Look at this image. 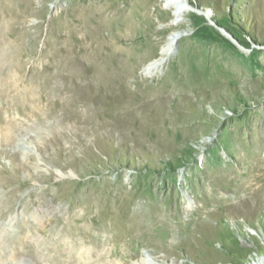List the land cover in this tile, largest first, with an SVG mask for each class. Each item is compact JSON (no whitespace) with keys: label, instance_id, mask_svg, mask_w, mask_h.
I'll return each mask as SVG.
<instances>
[{"label":"rangeland","instance_id":"rangeland-1","mask_svg":"<svg viewBox=\"0 0 264 264\" xmlns=\"http://www.w3.org/2000/svg\"><path fill=\"white\" fill-rule=\"evenodd\" d=\"M170 1L0 0V264H264V0Z\"/></svg>","mask_w":264,"mask_h":264},{"label":"bare ground","instance_id":"bare-ground-1","mask_svg":"<svg viewBox=\"0 0 264 264\" xmlns=\"http://www.w3.org/2000/svg\"><path fill=\"white\" fill-rule=\"evenodd\" d=\"M174 2H176V4H174ZM104 4V3H103ZM169 5H170V8L171 9H173L174 11H175V13L178 15V17L181 15V13L183 12V11H186L187 10V8L183 5V3L181 2V1H179V0H173V2L171 3V1H170V3H169ZM104 9V8H103ZM102 10V9H101ZM86 11V10H85ZM103 12H104V10H103ZM78 18H79V16H78ZM77 18V19H78ZM81 19V18H80ZM83 20V19H82ZM76 23V22H75ZM85 23H86V21H85ZM84 22H81V21H78V24L79 25H81V27H83L84 26V24H85ZM77 24V25H78ZM92 24V23H91ZM78 25V26H79ZM83 25V26H82ZM86 26H87V24H86ZM86 26H84V27H86ZM77 27V26H76ZM83 27V28H84ZM89 27H87V29H88ZM91 28V27H90ZM92 28H93V25H92ZM91 28V29H92ZM78 29H80V28H78ZM86 29V34H85V38H83V37H81L79 40H77V45L73 48V50H72V53H73V57H72V60H70L71 61V66H82L84 69V73H83V75H82V80H86L85 82H76L75 84H73V85H69L68 83L71 81V80H73L74 79V73H66L65 71H66V69H63V71L61 72V70H60V73H61V78H64V79H62V80H65L66 82H65V84H64V86L60 89V91H62V93L64 92L65 94L66 93H69L66 97H65V99L64 100H59V98L57 99V104H59V105H62V106H64V107H66V105H70V106H73L75 103H77L78 101H82V102H84L86 105H87V107L89 108V109H91V112H92V114L94 115V113H96L98 110L100 111V109L102 108V107H99L98 105H100L101 106V104L104 102V97H98V96H94V94L93 93H91V91H90V89L92 88V87H95L94 86V83L93 82H95L94 80H93V82H92V63H89V61L88 62H86V59H87V57L89 56V58H88V60L90 59V60H92V58H94V59H97V58H99L98 59V61L99 60H101L100 58H104V60L106 59V58H108V59H112L113 61L114 60H116V58H117V56H118V54L117 53H107V52H105V51H103L102 52V50H101V53H97L96 55H93V54H89V55H86V57H84V58H82V56L80 55L81 53H86V52H88L89 50H90V46H91V43H89V41H90V39L91 38H93L92 37V33L93 32H91V31H89V29L87 30ZM98 30V29H97ZM83 31V30H82ZM85 32V31H84ZM148 35V34H147ZM180 36H181V34H179V33H177V34H175V33H173L171 36H169L168 37V39H167V41L159 48V51H158V55L157 56H155V57H152V58H150V59H148L147 60V62L146 63H144V65H143V67H142V71H145V72H147V73H149V72H152L154 69H156V68H159L161 65H162V63H163V61H164V59H165V57L168 55V54H171L172 52H174V50H175V48H174V45H175V43H177V41H178V39L180 38ZM143 39H145V41H147L148 40V44H149V42L151 43V39H152V36L151 35H149L148 37H146L145 35L143 36ZM82 40H87L88 41V43H85L84 45L83 44H81L80 42L82 41ZM92 40V39H91ZM93 42V41H92ZM95 45V44H94ZM92 48V47H91ZM94 48H95V46H94ZM101 48H103V47H101ZM105 49V48H104ZM106 50V49H105ZM70 52H71V49H70ZM96 52V51H95ZM91 53V52H90ZM150 53H152V52H149L148 53V55H146V57H150ZM95 54V53H94ZM67 55H68V53H67ZM122 54H120V56H121ZM69 56V55H68ZM65 57V56H64ZM144 58V57H143ZM70 59V58H69ZM118 59V58H117ZM67 60V59H66ZM112 60H110V61H112ZM119 60V59H118ZM69 61V62H70ZM97 61V60H96ZM105 61H109V60H105ZM101 62L103 63V60H101ZM100 62V63H101ZM67 63V62H66ZM66 65V64H65ZM65 65H64V67H65ZM94 65V64H93ZM104 65V64H103ZM63 66V65H62ZM77 68V67H76ZM94 68V67H93ZM61 69V68H60ZM81 69V68H80ZM94 71H95V69H94ZM120 74V73H119ZM59 76H60V74H59ZM122 76V75H121ZM124 76V75H123ZM121 79V78H120ZM96 83V82H95ZM96 85H98V84H96ZM103 85V84H102ZM97 87V86H96ZM100 87H101V85H100ZM96 89V88H95ZM100 90V89H99ZM96 91V90H95ZM99 92V91H98ZM96 93V92H95ZM69 106V107H70ZM68 107V108H69ZM86 107V108H87ZM103 108H105V107H103ZM62 109H63V107H62ZM70 109V108H69ZM64 111H66L65 109H63ZM75 110V109H74ZM120 110V109H119ZM118 110V111H119ZM127 110V109H126ZM125 110V111H126ZM136 110V109H135ZM89 111V110H88ZM123 110H121V112H122ZM134 111V110H133ZM138 111V110H137ZM112 112H113V110H112ZM120 112V113H121ZM139 112V111H138ZM66 113V112H65ZM69 113V112H68ZM71 113V112H70ZM74 113H76V112H74ZM74 113H72V114H74ZM135 113V112H134ZM137 113V112H136ZM135 113V114H136ZM91 114V115H92ZM109 114V113H108ZM113 114V113H112ZM119 114V113H118ZM67 115V114H66ZM69 115V114H68ZM106 115V114H105ZM110 115V114H109ZM114 115V114H113ZM132 115H133V113H132ZM70 116V115H69ZM135 116H137V115H135ZM73 117V116H72ZM80 117V116H79ZM78 117V118H79ZM88 118V122H90V123H92L93 124V122H94V118H92V117H87ZM117 117H116V114L114 115V119H116ZM64 119H66V116L64 117ZM101 119V118H100ZM106 119V118H105ZM111 119V118H110ZM110 119H107V120H110ZM69 120H70V118H69ZM74 120H75V118H74ZM102 120H103V118H102ZM73 121V120H72ZM103 122V121H102ZM110 123V122H109ZM91 125V124H90ZM111 127V126H110ZM260 148V147H259ZM259 150V149H258ZM257 152V151H256ZM259 152V151H258ZM256 154V153H255ZM203 159V158H202ZM176 206V205H175ZM180 208V207H179ZM176 209V208H175ZM179 209L177 208L176 209V211H178ZM175 211V210H174ZM175 211V212H176ZM92 221V220H91ZM94 222V221H93ZM93 236V235H92ZM94 238V237H93ZM92 238V239H93ZM96 238V237H95ZM97 239V238H96ZM129 239V238H128ZM133 239V238H132ZM135 239V238H134ZM125 240V239H124ZM100 241V240H99ZM77 252V251H76ZM88 252V251H87ZM89 254V253H88ZM92 254H94V253H92ZM93 256V255H92ZM100 256V255H99ZM94 260V259H93ZM97 261H98V259H96ZM101 260V259H100ZM102 262V261H101ZM92 264H98L99 262H91ZM90 263V264H91ZM103 263V262H102ZM104 264V263H103ZM140 264H157V263H151V262H148V261H144V262H141Z\"/></svg>","mask_w":264,"mask_h":264}]
</instances>
